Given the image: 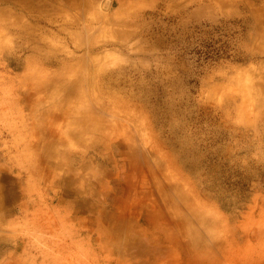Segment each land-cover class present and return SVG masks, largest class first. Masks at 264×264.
Here are the masks:
<instances>
[{"label":"rangeland","instance_id":"374dc122","mask_svg":"<svg viewBox=\"0 0 264 264\" xmlns=\"http://www.w3.org/2000/svg\"><path fill=\"white\" fill-rule=\"evenodd\" d=\"M3 1L0 264H112L93 205L132 190L121 214L167 221L153 173L196 201L210 246L264 264V0ZM79 75L87 93L54 96ZM81 108L104 133L76 140Z\"/></svg>","mask_w":264,"mask_h":264},{"label":"bare ground","instance_id":"6f19581e","mask_svg":"<svg viewBox=\"0 0 264 264\" xmlns=\"http://www.w3.org/2000/svg\"><path fill=\"white\" fill-rule=\"evenodd\" d=\"M14 1L23 2L24 0H4L3 2L14 3ZM66 1L67 3L69 2V0ZM76 1L79 2L80 0ZM31 2V5L35 2H37V5L40 3L38 0H31ZM71 5L79 7L75 3H71ZM40 9L42 10L43 8ZM51 62L53 63V61ZM62 63H58L61 70L64 67ZM76 78L79 80V84L76 88L78 89L77 91L72 89L71 84L64 85L54 92V96L56 98L60 96L62 100L64 98L79 97L81 93H87L88 80L86 77L79 75ZM56 80L60 81V79ZM85 82H87V85L84 84ZM85 85L87 89H85ZM70 101H73V99L67 101L68 104ZM64 105H67V103ZM69 112L71 113L72 111ZM92 118L93 117L87 114L86 109H77L74 122L76 126L73 128L77 133H73L76 134V140L79 141L84 133L91 132L99 135L100 133H104V131L100 129V124L96 122V119ZM123 132L124 131H122V137H125ZM123 140L128 141L129 139ZM40 146L44 148L42 153V161L44 163L50 160L53 161L54 159L51 158H56L59 155L58 152L53 151L54 145L51 142H42ZM131 148V157L136 158V148H133L132 145ZM142 156L143 159L147 161V155L142 154ZM138 160H140V158H138ZM134 162L136 163L137 160L135 159ZM153 174H155L156 177L162 176L170 183L167 191L163 192V197L160 196L167 211L168 216L166 215V217L168 220L160 222V220L157 219V223L151 224L150 220H152L153 217L149 212L150 208L143 205V211L141 213L142 221L139 223L142 226L137 225V220H135L134 216L128 217L120 213V211H123L121 207L125 206V204H123L124 200H126L127 207L132 205L133 191L131 190L129 194H124L125 197L121 201L119 200V193L117 194L115 192V199L108 197L109 199L106 198L105 202L101 200L93 205V208H96L97 211V218L87 223L89 226L94 224H97V227L99 226L96 231L99 240L96 243V248H94L97 253H99V256L107 252H113L118 257L114 259L112 264H250L253 258L259 257L260 252L258 250H253L249 253L247 252V254H241L240 256H234L233 253H229L225 257L224 253H222L223 251L218 246H210L208 241L214 242L217 233L215 230H211V227L209 230L203 228V223L206 221L205 214L202 213V209H200L196 201L180 187L178 182L172 183L165 173ZM159 190L158 186V191ZM96 192L98 194L105 193V184H101L99 192L98 190H96ZM96 192L92 193L97 194ZM161 192L162 191H159V193ZM137 201H141L140 195ZM1 203L2 201L0 199V205ZM108 203L110 206H108ZM82 207L88 208L89 205L85 204L82 205ZM89 235H91V232ZM143 236H145V240ZM166 244H168V248L171 251L165 250L167 253H162V249L167 246ZM90 251L93 252L92 249ZM97 253L94 260L100 258L97 257ZM159 253H162L161 255L164 256H159ZM137 258L140 259V261H137ZM256 260L259 261L260 259L256 258ZM109 263L111 262L109 261Z\"/></svg>","mask_w":264,"mask_h":264}]
</instances>
